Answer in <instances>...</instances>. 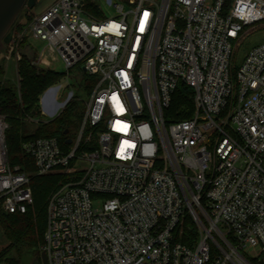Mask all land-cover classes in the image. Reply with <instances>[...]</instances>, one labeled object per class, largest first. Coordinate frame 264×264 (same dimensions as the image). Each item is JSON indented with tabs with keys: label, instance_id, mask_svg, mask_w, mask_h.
<instances>
[{
	"label": "built area",
	"instance_id": "built-area-1",
	"mask_svg": "<svg viewBox=\"0 0 264 264\" xmlns=\"http://www.w3.org/2000/svg\"><path fill=\"white\" fill-rule=\"evenodd\" d=\"M106 2L116 15L55 0L17 33L46 43L43 65L60 60L68 77L77 67V79L98 80L66 147L57 137L24 141L33 173L11 165L0 109L2 207L27 213L32 177L61 176L46 205L49 264H264V43L234 63L247 28L264 24V0ZM181 83L195 91L194 114L167 123ZM59 88L43 92L30 125L76 98L59 102ZM188 217L193 245L179 239Z\"/></svg>",
	"mask_w": 264,
	"mask_h": 264
},
{
	"label": "trees",
	"instance_id": "trees-1",
	"mask_svg": "<svg viewBox=\"0 0 264 264\" xmlns=\"http://www.w3.org/2000/svg\"><path fill=\"white\" fill-rule=\"evenodd\" d=\"M84 1L88 13L101 16L97 0ZM23 28L24 24L21 23L16 33ZM23 42L31 46L27 38H23L19 44L22 45ZM30 48L34 49L33 46ZM18 67L21 78L20 93L16 83L3 77V67L0 66V109L7 115L9 123L6 138L11 165L20 166L23 171L33 173L34 162L23 150L24 141L37 137H57L61 146L66 147V136H73L70 134L73 130L77 132L85 112V104L73 99L59 116L30 129L25 117L40 114V96L47 88L57 85L65 73L38 67L33 63V58L23 51ZM80 79L86 93L90 95L97 83V76L81 71ZM194 111L195 91L187 84L181 83L174 93L171 105L164 109L165 121L168 123L190 118ZM60 179L58 174L32 177L34 204L27 213H9L3 209L0 201V225L8 241V245L0 251V263L24 264L25 257L41 259L47 227V200L59 185ZM201 204L205 207L204 200H201ZM197 234L198 228L194 220L188 217L181 229L180 241L193 245Z\"/></svg>",
	"mask_w": 264,
	"mask_h": 264
},
{
	"label": "rangeland",
	"instance_id": "rangeland-1",
	"mask_svg": "<svg viewBox=\"0 0 264 264\" xmlns=\"http://www.w3.org/2000/svg\"><path fill=\"white\" fill-rule=\"evenodd\" d=\"M55 0H38L36 5L32 10L27 13L26 17L22 20V24H24V28L20 31L23 32L25 28L29 25L31 22V19H33L35 14H39L43 12L49 5H51ZM114 3H122V0H114ZM98 5L101 9V16H98L99 18H106L111 17L113 15H116L118 13V10L116 6L109 5L106 0H99ZM130 5L126 3L124 10L129 11ZM248 34L246 38L242 41L241 45L237 47L234 53V63L236 67H240L242 63L244 62V59L248 52L254 48L255 46H258L260 44L264 43V24H258L254 26H250L247 28ZM28 40V43H31V46L34 47V49L30 48L31 46H27L26 42H23L22 45L19 44L21 39L18 38V34H15L14 40L12 43H14L15 51L12 53V56L8 59L6 56L10 52L9 45L4 49L0 51V66L3 67V77L7 80L12 81L13 83H16L19 87V93H20V81L21 78L19 76V61H16V55L19 52L22 56V51L33 58V63L37 65L40 68L44 69H52L54 71L65 73V75L62 77L61 81L55 85L59 86V90L57 92V100L59 102H63L69 95L71 91H73L76 95L75 99H78L82 103H84L86 100H88L89 96L84 88L83 81L81 79H77V67L72 70V78L67 76V70L65 68V65L59 60V61H53L52 65L50 67H47L43 65L39 60V50H43L46 43L42 40L31 38V37H25ZM44 94H42L40 98V108L43 109L42 106V97ZM62 110V109H61ZM57 115V114H56ZM56 115H46L47 118L53 119L56 117ZM28 123V122H27ZM30 129H34L35 126L28 125ZM32 131V130H31ZM71 135L75 136V130L71 131ZM99 206L98 203H95V207ZM4 209V208H3ZM8 245V241L6 240L2 226L0 225V251L4 250V248ZM24 264H32L33 263V257H25L24 258ZM0 264H6V263H0Z\"/></svg>",
	"mask_w": 264,
	"mask_h": 264
},
{
	"label": "water",
	"instance_id": "water-1",
	"mask_svg": "<svg viewBox=\"0 0 264 264\" xmlns=\"http://www.w3.org/2000/svg\"><path fill=\"white\" fill-rule=\"evenodd\" d=\"M38 0H0V51L4 50L13 40L17 27L34 8ZM68 130L65 131V134ZM68 139L67 143H71ZM32 264H49L45 251L41 253V259H34Z\"/></svg>",
	"mask_w": 264,
	"mask_h": 264
}]
</instances>
